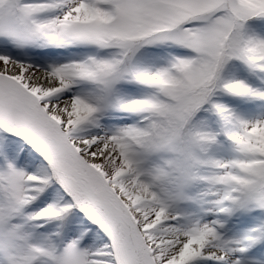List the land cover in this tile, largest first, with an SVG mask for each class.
Returning <instances> with one entry per match:
<instances>
[{
	"label": "snow or ice",
	"instance_id": "1",
	"mask_svg": "<svg viewBox=\"0 0 264 264\" xmlns=\"http://www.w3.org/2000/svg\"><path fill=\"white\" fill-rule=\"evenodd\" d=\"M0 264H264V0H0Z\"/></svg>",
	"mask_w": 264,
	"mask_h": 264
}]
</instances>
